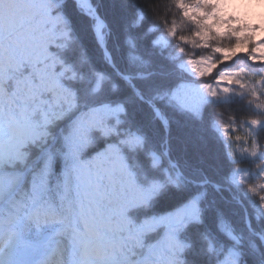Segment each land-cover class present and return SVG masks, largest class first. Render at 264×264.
Returning a JSON list of instances; mask_svg holds the SVG:
<instances>
[{"label": "trees", "instance_id": "16d2710c", "mask_svg": "<svg viewBox=\"0 0 264 264\" xmlns=\"http://www.w3.org/2000/svg\"><path fill=\"white\" fill-rule=\"evenodd\" d=\"M91 1L116 69L162 112L168 143L153 109L109 65L96 21L76 1L3 0L0 42L25 36L44 60L0 50L1 115L50 118L52 141L1 164L17 182L0 216L20 202L23 243L57 228L74 244L83 228L63 202L65 177L110 148L127 166L122 185L98 202L104 217L119 210L129 222L117 264H264V89H232L199 114L175 99L181 85H215L225 73L264 76L258 28L211 0ZM22 6L33 14H16ZM98 213L90 208L83 219L96 222ZM52 258L60 264L59 254Z\"/></svg>", "mask_w": 264, "mask_h": 264}, {"label": "rangeland", "instance_id": "374dc122", "mask_svg": "<svg viewBox=\"0 0 264 264\" xmlns=\"http://www.w3.org/2000/svg\"><path fill=\"white\" fill-rule=\"evenodd\" d=\"M220 6H223L237 20L246 22L247 24L257 27L255 39L260 42L264 39V0H211ZM4 2L0 0V11L3 8ZM33 14V10L28 6H22L16 14ZM34 17V16H33ZM3 40L0 46L2 54L9 56L10 52L19 53L25 58H33L34 63L43 62L41 54H36L38 43L37 41L26 42V37L8 38ZM11 44L2 46L3 44ZM59 88L58 82H52L48 86V91L53 92ZM239 88L244 92H258L256 89H264V76H251L245 72L231 74H222L220 80L215 85H181L175 94L176 101L184 108L199 114L202 106L211 100L222 99L233 90ZM2 91L0 89V97ZM1 98H0V206L5 201L7 193L11 186L17 180L9 179L5 176L1 164L7 159L11 161L14 156L22 153L27 145H32L36 148L44 147L52 137L49 134L48 126L51 124L50 118H45L42 122L31 121L24 112L20 114L1 115ZM60 120V119H58ZM127 166L121 160V157L115 154L111 149L106 153L96 157L91 166H83L73 171L72 175L65 177V194L64 202L71 211L82 207L85 211L90 208H98V221L87 223L84 226V231L77 236L75 247L77 254L72 264H117L119 255L124 257L121 250L122 238H112L121 232L128 230L129 223L124 217L123 211H109V215L104 217L102 208L98 202L106 200L112 194L116 185L121 186ZM264 175V170H263ZM107 183L109 188L99 194L96 198L102 184ZM76 198L71 201L70 197ZM18 206H22L18 203ZM22 207L16 208L13 215L12 224L8 220L0 223V244L3 239L7 238V230L14 228L13 221L23 213ZM54 213L55 210H45ZM18 220V219H17ZM110 236L107 238V236ZM66 241V239L64 240ZM60 239H55L52 235L45 238L44 245L39 250L29 246H22L17 242H10L7 245V252L0 253V264H35L42 259L46 261L49 254L58 249L59 244L65 245ZM68 249V248H67ZM38 250V251H37ZM39 251L41 253H39ZM71 254L70 251L67 252ZM66 251H62L63 260L66 261L68 255ZM41 254V255H40ZM76 258L78 260H76ZM38 259V260H37ZM42 261L37 262V264Z\"/></svg>", "mask_w": 264, "mask_h": 264}, {"label": "water", "instance_id": "95a60500", "mask_svg": "<svg viewBox=\"0 0 264 264\" xmlns=\"http://www.w3.org/2000/svg\"><path fill=\"white\" fill-rule=\"evenodd\" d=\"M87 4H88L89 9H90V11H91V15H90V17H93L94 19H96L97 24H98V26H99V28H98V30H97V34H96L97 41H98V43L101 45V48H102V50H103L105 56H106L107 59L109 60L110 65L112 66L113 69H115V70L117 71V69L114 67L113 59H112V56H111L110 52L108 51V49L106 48V46L102 43V32H103V28H104V26L102 25V21H101L99 15H98L97 11H96V10L94 9V7L92 6L91 0H87ZM88 15H89V14H88ZM117 73H118V71H117ZM119 75H120V74H119ZM120 77H121L124 81H126L128 84H130L131 87H132L135 91H137V93L140 95V92L137 90L136 86L132 83V81H131L130 78L123 77L122 75H120ZM141 99H142V101H143L144 103H147V101H146L145 99H143V98H141ZM153 110L156 112V114H157L158 118L160 119V121L162 122L163 126H164L165 128H167L166 122H165V120H164V116H163V114L160 112V110H158L156 107H154ZM167 137H168V133H167ZM167 142H168V141H167ZM167 157H168V154H167ZM172 166H173V167H176L175 164H172ZM261 240H262V242L264 243V239L262 238Z\"/></svg>", "mask_w": 264, "mask_h": 264}, {"label": "bare ground", "instance_id": "6f19581e", "mask_svg": "<svg viewBox=\"0 0 264 264\" xmlns=\"http://www.w3.org/2000/svg\"><path fill=\"white\" fill-rule=\"evenodd\" d=\"M81 4H86V1L87 0H78ZM137 88V87H136ZM165 128V127H164ZM165 130H166V136H167V133H168V128H165ZM168 136H169V133H168ZM167 141H168V137H167Z\"/></svg>", "mask_w": 264, "mask_h": 264}]
</instances>
